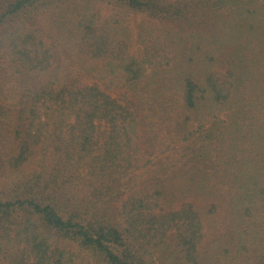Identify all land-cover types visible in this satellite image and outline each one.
<instances>
[{"label":"trees","instance_id":"obj_1","mask_svg":"<svg viewBox=\"0 0 264 264\" xmlns=\"http://www.w3.org/2000/svg\"><path fill=\"white\" fill-rule=\"evenodd\" d=\"M0 264H264V0H0Z\"/></svg>","mask_w":264,"mask_h":264},{"label":"rangeland","instance_id":"obj_2","mask_svg":"<svg viewBox=\"0 0 264 264\" xmlns=\"http://www.w3.org/2000/svg\"><path fill=\"white\" fill-rule=\"evenodd\" d=\"M109 7L107 5H104V14H109ZM130 19L133 23L134 26H136L139 21L141 20V15L138 13H132L130 14ZM88 82V81H86ZM117 94H115L116 96ZM229 215L227 213H225L224 211L221 212V216L217 217L219 224L217 225L216 228H213L212 231H208V233L210 234V236L208 237V239L205 241V243L203 244V247H206L208 245V243L212 240H215V242H217L219 245L222 244V242L225 240V237L227 235V230L229 227ZM169 242L171 244V246H174L177 242V232L175 229H173L170 233H169ZM74 247V246H73ZM84 254V253H83ZM84 257L83 259L85 261H88V256L83 255ZM81 262V257L78 261V263Z\"/></svg>","mask_w":264,"mask_h":264}]
</instances>
